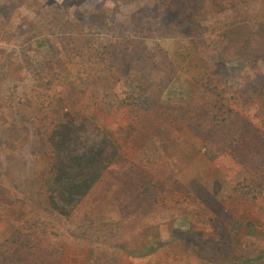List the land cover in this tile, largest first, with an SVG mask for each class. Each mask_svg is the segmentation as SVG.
I'll use <instances>...</instances> for the list:
<instances>
[{
    "label": "rangeland",
    "instance_id": "374dc122",
    "mask_svg": "<svg viewBox=\"0 0 264 264\" xmlns=\"http://www.w3.org/2000/svg\"><path fill=\"white\" fill-rule=\"evenodd\" d=\"M200 1L0 0V254L18 252L15 264H264V190L251 199L258 181L228 141L212 146L205 121L165 114L209 93L223 98L215 121L264 104V0ZM73 109L95 116L120 157L62 217L41 186L44 140Z\"/></svg>",
    "mask_w": 264,
    "mask_h": 264
},
{
    "label": "trees",
    "instance_id": "16d2710c",
    "mask_svg": "<svg viewBox=\"0 0 264 264\" xmlns=\"http://www.w3.org/2000/svg\"><path fill=\"white\" fill-rule=\"evenodd\" d=\"M216 1L201 0L198 6L204 8V3H216ZM222 1L226 2L227 0ZM171 6L172 4H169V7ZM150 57L147 56V59ZM165 60L166 57H164L163 62ZM103 62L107 65L108 71H111L114 65H118L109 55L103 59ZM203 66L200 63V67ZM107 80L109 85L116 82L111 74ZM204 83L202 82L200 85L202 86ZM206 85L205 83V86H202L201 92H207L210 89L206 88ZM142 88L143 85L140 84L137 90L145 93L146 90L143 92ZM132 94H134V88L129 89L128 94L133 99ZM150 97L151 95L147 96V102ZM214 97L213 93H209L205 98H212L213 100L208 103H203L201 100L196 108L194 106V110L188 108L189 106L178 107L171 111H165V114L174 119H179L188 127H190V123L205 121L207 131L216 133L215 136L218 137L219 142L215 138L210 141L213 147L217 143V145H226V143H220L221 140L228 141L235 149L233 152L235 159L246 173L252 175L251 182L253 183L254 179L255 182L258 181L255 185L257 190L251 195V199H258L260 197L258 195H261L264 190V104L255 107L245 106L242 108L243 116L240 117L238 111L230 110L228 114L223 110L221 120L215 121L214 119L219 117V108L223 105V98L216 101L217 97H215L216 99ZM143 99L145 100V96ZM139 100L140 97H137V100L135 99L131 105L138 103ZM148 111H152V109L150 108ZM80 112L73 109L69 112L59 113L60 117L57 123L51 128L44 140L49 148L50 161L41 178V186L49 209L62 217L71 215L82 198L89 194L92 187L101 180L104 172L115 162L114 157H120L109 136L96 125L95 116L90 112H86L87 114ZM204 112L207 117L203 115ZM209 118L213 122H209ZM257 119H259L258 122ZM255 120L258 125H253L252 122ZM197 138L202 141L200 137ZM197 143H199L198 140ZM47 251L46 249L43 253L47 254ZM4 255L0 254V264H10L16 262L14 259L17 258L18 252L10 253L9 251L6 256ZM27 264H34L32 258L27 261Z\"/></svg>",
    "mask_w": 264,
    "mask_h": 264
}]
</instances>
